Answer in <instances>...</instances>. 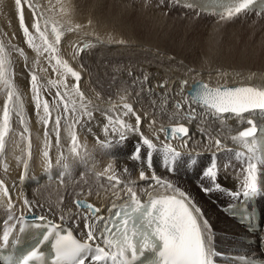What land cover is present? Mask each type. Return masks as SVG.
<instances>
[{
	"label": "snow or ice",
	"instance_id": "6c2138e0",
	"mask_svg": "<svg viewBox=\"0 0 264 264\" xmlns=\"http://www.w3.org/2000/svg\"><path fill=\"white\" fill-rule=\"evenodd\" d=\"M170 2L173 9H191L195 6L193 0H160L159 6L167 8ZM257 3L258 0H228L227 5L219 13L220 20H231L253 11ZM25 6L32 13L31 30L25 23ZM15 7L24 43L36 52L38 58H45L53 72L59 74L58 80L48 81V85L56 88L53 102L50 105L43 96V92L49 91V88L41 84L35 69L28 70L29 84L33 93L32 99L37 115L45 128L42 156L45 171H48L52 168L50 150L53 145L49 139L50 132L55 133V145L59 147L61 121H70L71 147L69 151L71 155L82 159L87 153L80 151L82 146L79 144L77 126L85 127L95 118L94 113L99 112L100 108L93 105L92 101L81 91L83 65L80 66L81 70H76L68 60L62 57L60 46L63 31L61 27L56 22H50L44 11L33 3V0H15ZM200 11L206 12L209 9L202 8ZM257 14H264V0H259ZM76 27L79 28V25ZM67 30L74 31L75 29L69 27ZM110 42L125 43L124 40ZM10 47L15 48V45H10ZM74 48L72 59H76L83 50L79 46H74ZM16 51L21 56H25L23 48H16ZM5 53V46L0 43V84H3L7 90V99L4 101L3 112L0 115V155L5 152L7 135L11 131V119L15 114L20 118V124L24 126L21 138L28 141V158L20 161L24 168L20 180L24 181L29 168V158L32 155L31 141L24 135L29 130L23 118V105L19 92L7 76V65L10 61ZM41 70L46 71V69ZM69 76L75 81L70 87L66 79ZM147 79L148 77L145 76L144 80L147 81ZM187 84V80L180 81V91L177 95L185 92ZM196 84V91L190 96L184 95L183 103L175 102V111L170 118L177 122L170 126L161 125L157 128L155 118L147 119L149 114L138 112L125 97H121L122 104L113 105L110 111L102 113L107 121L103 124V133L105 137L112 136L113 139L99 141L98 138L101 147L126 146L130 140H136L132 144L129 155L132 160L146 161L147 168L151 170L150 176L143 168L139 171V180L150 182L148 188L141 190L147 199L141 198L136 190L135 181H122L111 164L105 169V173L111 171V175L97 174L98 178L106 179L111 185V195L105 194L103 197L105 201L111 199V204L102 203L97 207L92 202L74 200L73 203L78 211L74 216L69 217L67 227H65L63 212L60 215V223L49 220L47 216H35V209L41 207L39 202L29 200L26 194L22 195V203L24 209L27 210V215H32L46 227L40 243L48 242L51 238L54 251L51 264H135L146 252L153 254V258L147 264H214L213 258L217 253L211 245V225L208 219L189 194L156 174L153 154L162 152L166 170L170 173L176 172L180 166L176 162L185 155L184 150H188L189 157L192 155L189 150L193 138L190 126L196 121H201V124L197 125L198 131L202 137L214 142L216 148V152L208 158L209 164L202 167V176L209 179L212 186L203 187L202 190L206 193L223 190L218 182L219 167L215 156L221 151H232V149L228 148L219 137L212 136L211 122L220 121L224 124L228 119L237 120L242 127L231 136V140L247 149L248 158L241 169L243 176L241 189L231 191L230 194L233 197L241 193L247 198L256 197L262 193L259 165H264V160H257L256 152L258 143L264 141V123L257 122L255 116L257 113L264 115V88L226 85L211 87L203 82H196ZM159 87L163 89L166 85L160 84ZM196 106L204 110L203 116L197 111ZM117 107L120 111H116ZM53 111H59L60 114L55 117L54 127L49 129ZM133 117L134 122L130 123ZM145 120H147L150 135L145 134ZM88 130L91 131V128ZM160 133L164 135L163 141L160 139ZM174 140L182 141L179 148L173 144ZM236 157L243 160L244 153L237 151ZM56 163H61V157L57 158ZM64 167H67V164ZM227 168L228 165H225V170ZM124 172L128 173L129 170L125 168ZM121 184L124 187L118 190ZM0 194L7 198L8 209H13L15 205L10 188L3 180H0ZM91 194L89 190L88 195L91 196ZM97 196L100 197L99 192ZM49 211L53 210L50 208ZM8 219L9 221L17 220L20 229L23 230L25 214H21L18 218L9 216ZM72 222H75V228L72 227ZM12 227L4 229L2 234L4 243L0 244V247L7 245L12 235ZM77 228L83 232L81 238L74 235ZM8 260L12 261V264H33V262L43 264V253L37 245L14 261L11 257Z\"/></svg>",
	"mask_w": 264,
	"mask_h": 264
},
{
	"label": "bare ground",
	"instance_id": "6f19581e",
	"mask_svg": "<svg viewBox=\"0 0 264 264\" xmlns=\"http://www.w3.org/2000/svg\"><path fill=\"white\" fill-rule=\"evenodd\" d=\"M69 1L70 0H33V3L38 5L44 11L46 18H48L50 22H56L57 25L61 27L63 33L65 31V33L67 32L68 34L67 29L69 27L74 26L73 23L75 21H78V23H80V25H82V27L85 30H87L90 33H93V35L94 34L96 35V33L99 34L100 36L103 37V39H105L106 41L105 43L107 45H111V46L113 45V47L109 48L111 51H120L126 49L118 46L117 43L110 42V41H118L120 37L118 38V35L114 33H110L109 28L107 29L106 23L104 25L101 22L102 26H98V27L93 26L94 24H96V23L94 24L92 23L94 19L93 16H89L88 13L85 12L83 15L74 14ZM158 4H160V2ZM11 7H13V5L10 3L9 0H0V8L2 11L8 12V10L10 11ZM169 7H172V5L169 4ZM177 9L192 10L195 13H197L194 9H184V8H177ZM25 11H27V13L30 14L32 13L27 8V6H25L24 8L25 23L31 29V24L33 23L32 15H30V17L27 16V13ZM197 14L203 17L212 16V15H205L202 13H197ZM247 14H251L254 16L258 15L253 12ZM258 16L264 18V14ZM78 31H80V33L84 32V30L82 31L78 30ZM88 32L87 34H89ZM67 34L62 35L61 46L64 47L68 46L71 48L72 51V47L75 45V43H73L71 40L70 43L66 44L68 42V41L66 42L67 39H65ZM6 39L7 38L5 35H3L2 28L0 26V43H2L5 46L6 48L5 55L7 59L10 61V63L7 65V76L12 81V83L15 86V89L19 92V95L21 97V102L23 105V118L29 130L24 135L27 136L28 140L31 141V153L33 154V156H31V160L29 161V168L27 171L26 179L24 181H21L20 175L24 171V168H23V164L20 161L28 157L27 156L28 141L21 138V133H23L24 131V126L20 124L19 122L20 118L15 114H13L11 119V131L7 135V143H6V145L9 144L10 149L5 153L2 162H0V167L2 168V169L0 168V180H3L5 184L10 188L12 201L15 207L9 210L7 204V198L4 197L2 194H0V222L9 226L14 221V220L9 221L8 219L9 216H15L18 218L21 214L27 213V210L24 209L22 203L23 194H26L27 198L31 201L39 202V205L41 207L36 208L35 213L40 214L41 216H47V218L60 223V215L61 212H63L65 215L66 225H68L69 223V217L74 216L78 211L73 203V201L76 199H85L87 201L94 203L97 207L101 206L102 203H107L108 205H110L112 202L111 199L105 201L103 197L105 196V194L109 196L111 195V191H112L111 185L108 184L106 179L98 178L97 175V174H103L104 176L111 175L112 174L111 171L105 173V169L108 167L109 164L113 166L116 175H118L122 181H127V180L135 181L136 190L141 195L142 199H146L147 197L143 194L141 190L148 188L150 182L139 180V171L142 168L143 170L146 171L147 175L149 176L151 175V170L147 168L146 161L145 162L136 161L130 158L129 153L132 146L128 145L121 150L118 148V146L113 145L110 150L103 151L99 143V141L113 139L112 136L105 137L103 133L102 130L103 124L106 123L107 121L105 117L102 115V113L110 111L113 105H120L122 104L123 101H121V98L119 97H118L119 99H114L115 97L112 99L98 98L97 96H94L91 93H89V91L85 89L86 88L85 86H84L85 88H83L82 84L80 86L81 91H83L85 93V96L92 101L93 105L98 106L100 108L99 112L94 113L95 118L93 120L88 122L85 127L83 128L80 127L78 129V134H79L78 138L81 139L79 141L82 142V147L84 148V152L86 151L87 155H85L82 159L81 158L78 159L70 154L69 149L71 147V140H70L69 124L67 125L62 123L63 126L61 128L59 147L55 145V139L53 140L50 137L51 134L55 135V133L50 132L49 139L51 140L53 145L50 150L52 168H50L48 171H45V162L42 156V152L44 151V142H45V128L42 121L37 115L36 108L34 113L36 115L33 116L32 121L28 118V116L24 111L26 109H24L23 101L27 103L30 101L32 102L31 104L34 105L32 99L33 94H29V96L26 95L23 96L24 94H22L19 90V87L25 84L27 77L23 68H21L19 64L15 65L14 64L15 62L13 63L12 60L13 58L9 51L10 49H8V47L6 46L7 44H5ZM83 40L85 41H81V43H79V45L77 44L76 46H79L82 49L83 47H85V45L90 43V40L86 38ZM83 42L85 44H82ZM102 42L104 43L103 40ZM104 47L105 46H103V48ZM104 49H108V48H104ZM136 50L149 51L150 53L153 52L143 47L137 48ZM60 51L63 54L64 51L62 52V49ZM74 51L75 48L73 47V52ZM26 55L27 56L25 57H27V61H26L27 64H32L31 61L34 58H38L34 50L32 54L29 53ZM65 55H62L63 59L68 60L71 66L74 67V69L80 70L76 66L78 64L76 65L74 64L76 59L74 60L71 58L72 60H74L73 62L70 58L66 57ZM161 57L165 58L164 55H161ZM222 62H226V60ZM205 63L206 62H204V64ZM206 64L203 65L202 67L195 69L196 71H191V74H193L192 76L188 73L179 74L175 72L173 69L170 70L164 68V70L161 71L163 72V74L160 72V78L157 79L156 81H152L151 87H148V89L151 91V94L149 93L150 94L149 96L152 97L150 98L151 105H154L156 107H154L155 109L153 111H149V115L147 119L155 118L157 121L156 123L157 128H159L161 125L169 126L177 122V120L171 119L170 117L175 111L174 101H180L182 103L184 102L185 92L177 95V93H179L180 91V81L182 80L188 81V84L185 86V90L188 88V85L194 80H201L213 87H217L221 85L238 86L242 84H249L257 88H264L263 67L253 68V69L249 67H244V68L238 67L236 69L230 70V69L222 68L221 66L212 68L213 65H206ZM38 66L39 69L37 71V74L40 78L41 84L49 87L48 81L50 79L47 80L46 72L41 70L44 69L42 65L39 64ZM83 72L81 71L82 77H83L82 74ZM12 78L15 79L13 80ZM161 82L164 85H166V87L163 89L159 87V83ZM153 83H156V85L154 84L155 87ZM4 91H6L5 86L3 84H0V97L2 96V93ZM133 98H134L133 96L132 97L126 96L125 99L127 100V102L133 104L134 108L138 112L145 113L146 112L145 108L147 106L146 103L143 104L137 99H133ZM146 102H150V101L146 100ZM151 105L147 110L151 109ZM196 107H197V111L201 113V115L203 116L204 110L199 106ZM2 108L3 107L0 106V112ZM116 111H120V108L117 107ZM29 113L30 112H28V115H30ZM42 114L43 113L41 110V115ZM255 119L257 120V122L263 123L264 115H260L259 113H257ZM15 120L20 125L19 132L17 133L12 131L14 125L16 124ZM129 122L130 123L134 122V117ZM199 124H201V121H196L190 126L191 132L193 133V138L189 145V150H191L192 155L189 157L188 150H184L185 155L176 162L178 165H180L177 168L176 172L170 173L166 170L165 159L162 152H156L153 154L156 174L164 179L171 181L173 184L178 186L182 191L189 194V196L193 199V201L202 209L204 216L208 219L211 225V235H212L211 245L214 251L217 253L213 258L214 260L224 261L225 257L227 256H240V255L256 258L258 257V252L256 251V248L252 243L254 241V240L252 241L253 236L247 233L242 226L235 223L231 218L224 215L219 209V206L224 204V202L227 201V199H229V194L231 193V191H240L241 189V182L243 179V176L241 174V169L243 166H245V162L247 161L248 158V152L247 149L243 148V146L235 144L231 140V136L234 135L242 127V125L240 124L239 121L234 119H228L224 124H221L220 121L211 122L210 130L212 136L214 138L219 137L222 140V142L227 145L228 148L232 149V151L224 150L219 152L215 156L216 162L219 167L218 182L221 184L223 190H213L211 192L206 193L202 190V188L211 187L212 184L208 183L210 182L209 179L204 178L202 176V171H203L202 167L204 165L207 166L209 164L208 158L209 156H211L213 153L216 152V148L214 142H210L208 139L201 136L197 128V125ZM52 125H53L52 122H50L49 129H51L54 126ZM89 128H91V131L88 130ZM144 131L145 134L150 135L149 129L147 127V120H145ZM159 135L161 141H163L164 139L162 137V133H160ZM53 138L55 137L53 136ZM130 142L135 143L136 140L132 139L130 140ZM181 143L182 141L180 140L173 141V144L177 148L180 147ZM32 145H34L35 150H33L34 148ZM237 151L244 153L243 160L237 159L236 157ZM102 152H106V153L108 152V153L106 155H101ZM61 154L63 155L61 156ZM58 157H61L60 164L56 163ZM65 164H67V167H64ZM225 165H228L227 170H225ZM75 168H79V169L74 172L73 176H71L70 175L72 174L71 171H73ZM125 168L129 170L128 173L124 172ZM69 176H71L72 178H70ZM74 177L77 180L83 179L82 182L85 183L86 186L81 187L80 185H78V182L74 181L75 180ZM260 179L262 185V195H264V183H263V176L261 170H260ZM123 187L124 185L121 184L118 190H122ZM89 190H91L92 193L91 196L88 195ZM97 192L100 193V197L97 196ZM204 195L207 196V199L205 198ZM257 200L259 205L262 208H264V197L262 196L258 197ZM50 208L53 211H49ZM72 227L75 228V222H72ZM74 233L80 238L83 236V232L79 228H77ZM245 239H248L249 241L245 242Z\"/></svg>",
	"mask_w": 264,
	"mask_h": 264
},
{
	"label": "rangeland",
	"instance_id": "374dc122",
	"mask_svg": "<svg viewBox=\"0 0 264 264\" xmlns=\"http://www.w3.org/2000/svg\"><path fill=\"white\" fill-rule=\"evenodd\" d=\"M9 1L13 5L10 11H2L0 8V26L3 35L7 38L5 44L10 49L13 63L15 62V65L19 64L25 71L27 77V82L25 81V84L21 85L19 90L24 94L23 96H29V94H33L29 84L30 76L28 70L30 68L38 71V65L41 64L46 69L47 80H53V78L58 80L59 74L53 72L51 66L43 57L34 58L31 61L32 64L26 63V54H32L33 50L24 43V37L20 30V23L15 7V0ZM69 2L74 14L83 15L84 12L88 13L89 16H93L94 18L92 23H96L93 26L98 27L106 23L110 33L118 35V38L120 37L119 40L125 39L124 41L127 42L118 44V46L126 48L124 49L125 51H111L109 48L113 47V45H107L105 39L99 34L96 33V35H93V33L85 30L78 21L73 23L74 26L72 28L75 29L74 31H68V34L64 31L63 34H67L65 39L68 42L66 44L72 40L75 43L74 46H76L81 41H85L83 40L85 38L90 40V43L88 42L89 44L85 45L87 47L82 48L83 50L75 62V59H71L74 46L72 47V51L68 46H60V50L62 49V52L64 51L62 55L66 54L65 56L70 58L75 65L78 64L76 66L80 70L81 64L83 65L84 72L83 69L81 70L83 72L81 82L83 83L80 82V86L82 84L83 88L86 87L85 89L89 93L98 98L112 99L115 97L114 99H119L121 96H125V98L126 96H133V99H137L143 104L146 103L145 113L149 114V111H153L156 106L151 105L150 98L152 97L149 96L151 91L148 87H151L152 81L160 78V72L164 68L173 69L179 74L188 73L191 76L193 75L191 71H196L195 69L202 67L206 63H208L206 65H213L212 68L221 66L222 68L230 70L238 67H249L251 69L264 68V18L258 15L254 16L246 13L231 20L221 21L219 15L203 17L192 10L173 9L169 5L167 8L161 7L158 4L160 0H70ZM25 12L27 13V11ZM30 15L32 14L27 13V16L30 17ZM77 25H79L80 29L75 27ZM77 29L84 30L82 32L83 34ZM82 44L85 43L83 42ZM10 45H15V48L10 47ZM102 45L108 49H104ZM141 47L153 52L136 50ZM16 48H23L25 56H20ZM161 55H164L165 58L161 57ZM224 60L226 62H222ZM203 61L206 63L204 64ZM26 64L27 67H25ZM161 73L163 74V72ZM145 76L148 77L147 81L144 80ZM66 79L69 87L75 83L71 77H67ZM154 84L156 85V83ZM48 88L49 91L43 92V96L51 105L56 88L54 89L50 85ZM6 99L7 90L0 97L1 107H4V101ZM146 100L150 102H146ZM23 103L24 109H26L24 111L32 121L33 116L36 115L34 114L35 106L30 101L28 103L23 101ZM150 105L151 109L147 110ZM2 112L3 108L0 115ZM28 112H30V115H28ZM58 114H60L59 111H53L52 113L50 122L53 125L55 117ZM15 123L14 127L12 125V131L17 133L19 132L20 125L16 120ZM62 123L68 125L70 121L62 120ZM62 126L63 124L61 128ZM79 128L80 126H77V133ZM52 135L54 137L55 135L51 134L50 136L54 140L55 138ZM79 144L82 146L81 141H79ZM132 144L134 143L130 142L126 146H132ZM32 146L34 148L33 150H35L34 145ZM126 146H118V148L122 150ZM9 149L10 146L7 144L5 152L0 155V162H2L5 153ZM101 149L107 151L111 147H101ZM80 151L84 152V148L81 147ZM107 153L102 152L101 155H106ZM30 160L31 158H29ZM78 169L75 168L71 171L72 174L70 175L73 176L74 172ZM71 176L69 177L72 178ZM82 180L75 178L74 181L78 182V185L81 187H84L86 184ZM208 183L211 184V181ZM205 198L207 199V196Z\"/></svg>",
	"mask_w": 264,
	"mask_h": 264
},
{
	"label": "water",
	"instance_id": "95a60500",
	"mask_svg": "<svg viewBox=\"0 0 264 264\" xmlns=\"http://www.w3.org/2000/svg\"><path fill=\"white\" fill-rule=\"evenodd\" d=\"M196 82H202V81H195V82H192V83L189 85L188 89L186 90V93H187V94L191 95V94H193V93L196 91V88H197V84H196ZM229 87H238V86L235 85V86H229Z\"/></svg>",
	"mask_w": 264,
	"mask_h": 264
}]
</instances>
